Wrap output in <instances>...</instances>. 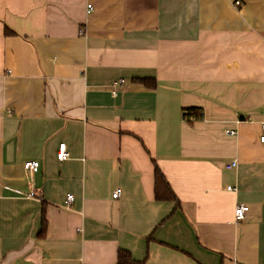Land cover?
Segmentation results:
<instances>
[{"label":"crops","instance_id":"1","mask_svg":"<svg viewBox=\"0 0 264 264\" xmlns=\"http://www.w3.org/2000/svg\"><path fill=\"white\" fill-rule=\"evenodd\" d=\"M261 122L264 0H0V264H264Z\"/></svg>","mask_w":264,"mask_h":264},{"label":"trees","instance_id":"2","mask_svg":"<svg viewBox=\"0 0 264 264\" xmlns=\"http://www.w3.org/2000/svg\"><path fill=\"white\" fill-rule=\"evenodd\" d=\"M8 32L9 31H6V33ZM141 81L145 86H148V87L155 86L154 80L143 79ZM189 114L194 115V120L200 119L202 117V112L200 110H197L196 108H191L188 111H186L185 117ZM154 185H155L154 195H155L156 200L158 201L169 200V201L177 202L176 196L173 193L169 183L167 182L165 176L163 175V173L160 171V169L157 166H155L154 168ZM42 229H44V219H43ZM115 264H143V261L133 259L127 250L119 249L117 251Z\"/></svg>","mask_w":264,"mask_h":264},{"label":"built area","instance_id":"3","mask_svg":"<svg viewBox=\"0 0 264 264\" xmlns=\"http://www.w3.org/2000/svg\"><path fill=\"white\" fill-rule=\"evenodd\" d=\"M239 1H235V5H238ZM79 35L82 34V31H79L78 33ZM191 120H194V115H191L190 117ZM260 136H259V141L264 143V122L260 123ZM227 133L229 135H233L236 132L234 130H229L227 131ZM56 158L58 161H63L66 160L68 158V152L65 146V143H60L58 145V150L56 152ZM236 165V161H232L230 164L226 165V168H231L233 166ZM39 163L38 161L35 160H28L25 161L23 163V168L31 173H34L37 169H38ZM228 189H230L231 187H227ZM120 192L118 189H115L112 193V197L113 198H117L119 196ZM34 193L30 192L29 196H33ZM73 200V195L72 194H67L66 195V203L67 205ZM248 211V206L242 203L237 204L234 207L233 210V216H234V220L235 222H238L240 220H242L245 217L246 212Z\"/></svg>","mask_w":264,"mask_h":264}]
</instances>
